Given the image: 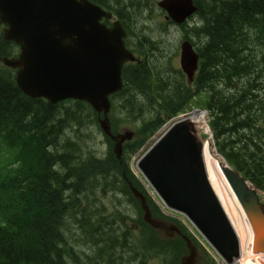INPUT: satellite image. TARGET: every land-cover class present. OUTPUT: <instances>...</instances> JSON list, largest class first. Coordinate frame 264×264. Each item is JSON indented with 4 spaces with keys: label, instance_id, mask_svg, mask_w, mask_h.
I'll list each match as a JSON object with an SVG mask.
<instances>
[{
    "label": "trees",
    "instance_id": "obj_1",
    "mask_svg": "<svg viewBox=\"0 0 264 264\" xmlns=\"http://www.w3.org/2000/svg\"><path fill=\"white\" fill-rule=\"evenodd\" d=\"M198 39L191 85L175 70L143 61L126 65L123 89L112 96L113 133L132 124L135 139L121 161L84 102L51 104L25 96L15 72L0 63V264H179L182 238H165L142 220L124 177L165 217L130 171L131 157L172 118L207 111L217 151L264 191V0H210ZM17 46L2 41L0 56ZM102 137L105 156L94 150ZM113 193L109 206L99 199ZM201 254L216 264L178 222Z\"/></svg>",
    "mask_w": 264,
    "mask_h": 264
},
{
    "label": "water",
    "instance_id": "obj_2",
    "mask_svg": "<svg viewBox=\"0 0 264 264\" xmlns=\"http://www.w3.org/2000/svg\"><path fill=\"white\" fill-rule=\"evenodd\" d=\"M161 6L167 8L168 1ZM170 6L171 16L181 21L187 12L178 3ZM104 16L86 0H0L3 40L19 47L17 57H0V62L16 70V84L26 96L52 104L69 99L86 102L106 116L108 96L121 89L122 66L133 57L123 45L124 32L99 25ZM181 68L191 81L197 56L187 43L182 46ZM99 124L113 141L119 140L114 147L119 158L121 143L131 134L111 136L106 117ZM202 155L203 143L193 123L184 119L152 144L137 167L164 205L186 217L217 255L233 264L239 258V244L209 184ZM223 174L251 225L253 251L264 252V204L258 190L230 167ZM131 190L141 200L147 224L167 237L180 234L176 226L152 219L142 195ZM185 242L188 254L180 264H197L195 247L186 238Z\"/></svg>",
    "mask_w": 264,
    "mask_h": 264
},
{
    "label": "flooded vegetation",
    "instance_id": "obj_3",
    "mask_svg": "<svg viewBox=\"0 0 264 264\" xmlns=\"http://www.w3.org/2000/svg\"><path fill=\"white\" fill-rule=\"evenodd\" d=\"M88 1L110 16L101 18L100 23L103 26L113 30L115 24H118L115 31L125 32L124 45L135 57V50L144 45L154 42L159 49V45H172L176 41L174 50L164 53L168 65H172V62L179 58L180 47L185 41L196 51L198 43L194 32H200L203 28L205 4L210 0H174L182 10L186 12L192 10L180 23L174 21L171 16L173 6L170 4L167 8L161 6L167 0Z\"/></svg>",
    "mask_w": 264,
    "mask_h": 264
},
{
    "label": "bare ground",
    "instance_id": "obj_4",
    "mask_svg": "<svg viewBox=\"0 0 264 264\" xmlns=\"http://www.w3.org/2000/svg\"><path fill=\"white\" fill-rule=\"evenodd\" d=\"M202 114L204 113L194 112L189 117H187L188 115L182 116L181 119L189 120L190 122L193 123L194 127L198 130V126L200 127L199 123L203 119ZM208 132H209V129H208ZM205 141L206 139L203 141V146L205 144ZM216 153L218 154L217 151ZM207 171L208 172L206 174L209 177V184L213 192L216 193L215 196L217 200L219 201V204L221 205L233 229V232L237 238L239 246L249 243L250 241L254 240V234H253L252 229L249 228L247 217L243 209L241 208L239 202L234 197L232 193L233 191L231 192L232 189L230 190L231 187L229 188L228 182L224 178L220 177L218 174L211 173L210 169H207ZM246 233H249L251 237L248 238L246 242H244L243 239ZM239 257H240V251H239ZM236 261L233 264H264V252L255 253L253 249L249 248V251L247 252V254L243 256L242 258H240V260L238 258ZM222 264L224 263L222 262Z\"/></svg>",
    "mask_w": 264,
    "mask_h": 264
},
{
    "label": "rangeland",
    "instance_id": "obj_5",
    "mask_svg": "<svg viewBox=\"0 0 264 264\" xmlns=\"http://www.w3.org/2000/svg\"><path fill=\"white\" fill-rule=\"evenodd\" d=\"M174 48H175V45L173 46L171 44H167L163 48V53H168V52L174 50ZM161 52H162V50L160 51L159 49H156L152 53L151 60H152L153 63L158 64V62L160 60V57L163 55V53H161ZM164 59L165 58L161 57V61H164V63L167 64L166 59L165 60ZM174 63L176 64V62H174ZM194 112H200V111L193 110V111H191L190 113L187 114L188 115L187 117L191 116V114L194 113ZM202 115H203V119L199 123L200 127L198 126V133H199V136L201 138L203 136H208L206 138L205 144L203 146V155H202L205 171L207 173L208 172L207 169H210L211 173L218 174L220 177H222V178H224L226 180V178L224 177V174H223V170L228 168V166H227L226 162L216 153L215 150H217V147H216V145L213 146L212 141H211V139L209 137V132H208L207 126H206V116H204V114H202ZM128 128H130V126L122 127L121 131H124V130H126ZM105 150H106V145L105 144L99 146V151L101 153L105 152ZM136 160H137V157L135 158V160H132L131 169L135 173V175H137V177L141 180V182L144 183L142 178L140 177V174H139L136 166H135ZM207 179L209 181L208 175H207ZM143 186L147 189L146 185L143 184ZM229 188H230V186H229ZM230 190H231V188H230ZM148 192H149L150 195H152L154 197V194L150 190H148ZM231 192H232V190H231ZM214 194L216 195V193H214ZM233 195H234V193H233ZM260 195H261L262 201L264 202V192H261ZM234 197H235V195H234ZM178 219L183 224H186V222H184L183 218L179 217ZM248 223H249V221H248ZM249 228L252 229L250 223H249ZM250 237H251V235L249 233H246L245 236H244L243 241L246 242L248 240V238H250ZM253 245H254V240L250 241L249 243H246V244H243V245L239 246V251H240L239 260H240V258H242L243 256H245L247 254V252L249 251V248L253 249ZM218 261L219 260H217V264H222V262H218Z\"/></svg>",
    "mask_w": 264,
    "mask_h": 264
}]
</instances>
